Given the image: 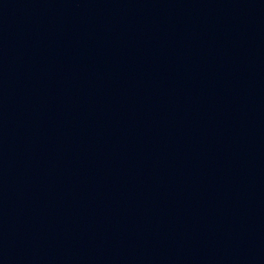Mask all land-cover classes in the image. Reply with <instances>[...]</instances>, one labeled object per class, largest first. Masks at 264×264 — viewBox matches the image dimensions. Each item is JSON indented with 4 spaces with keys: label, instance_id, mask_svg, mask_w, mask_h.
I'll return each instance as SVG.
<instances>
[{
    "label": "water",
    "instance_id": "obj_1",
    "mask_svg": "<svg viewBox=\"0 0 264 264\" xmlns=\"http://www.w3.org/2000/svg\"><path fill=\"white\" fill-rule=\"evenodd\" d=\"M0 264H264V0H0Z\"/></svg>",
    "mask_w": 264,
    "mask_h": 264
}]
</instances>
